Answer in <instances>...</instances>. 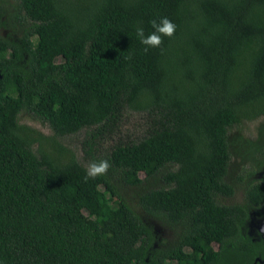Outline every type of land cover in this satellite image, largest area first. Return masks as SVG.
I'll use <instances>...</instances> for the list:
<instances>
[{
	"label": "trees",
	"instance_id": "16d2710c",
	"mask_svg": "<svg viewBox=\"0 0 264 264\" xmlns=\"http://www.w3.org/2000/svg\"><path fill=\"white\" fill-rule=\"evenodd\" d=\"M15 1L23 16L0 11L19 33L0 37V261L264 264L250 228L264 210V123L253 137L238 128L264 118V0ZM161 16L174 35L144 51L135 30ZM128 108L151 117L147 136L117 143L108 171L85 180L60 139L85 130L92 162ZM137 208L177 227L175 244L155 249Z\"/></svg>",
	"mask_w": 264,
	"mask_h": 264
},
{
	"label": "rangeland",
	"instance_id": "374dc122",
	"mask_svg": "<svg viewBox=\"0 0 264 264\" xmlns=\"http://www.w3.org/2000/svg\"><path fill=\"white\" fill-rule=\"evenodd\" d=\"M0 11H5V15L2 17L3 21H15L16 18L23 16L20 7L16 3L15 0H0ZM24 24L26 28L31 26V21L24 20ZM17 32H13L11 28H3L0 26V37H15ZM59 62L62 60L59 59ZM21 123L31 127L35 131L41 133L45 137L53 136V131L49 127L47 123H44L40 119L36 118L32 114L24 113L21 115ZM261 123H264V118H260L253 122H245L243 123L239 129L246 137H253L256 133L257 128L260 126ZM153 125V120L148 115L147 112H138L132 109H126L124 112L122 122H121V129L118 133V136H114L112 138L101 139V140H94V152L93 155L96 159L93 161H99L102 159L107 160V156L111 152L112 148L119 142H126V141H140L145 136H147L150 128ZM86 139V131H82L78 134L69 135L62 139L60 142L65 145L66 147L70 148L74 151L78 161L85 165L91 162L92 158L86 154L84 149V144ZM250 163H244V167L250 168ZM258 170V171H257ZM256 170V177L264 179V164L262 168ZM241 172V161L239 158L236 160V167L230 170V175L233 182H237V176ZM144 174H142V177ZM159 185V184H157ZM163 185V183H161ZM133 192H139V190H133ZM243 200V193H238L232 199H226L224 202L226 203H239ZM137 213L141 216V218L146 222V224L153 229L155 234V241H154V248H167L175 244L177 239V234L179 229L174 226H169L167 223L155 219L154 217L146 214L141 208H137ZM250 228L252 232L259 231L264 237V210H256L253 211L250 216Z\"/></svg>",
	"mask_w": 264,
	"mask_h": 264
},
{
	"label": "clouds",
	"instance_id": "9594fccd",
	"mask_svg": "<svg viewBox=\"0 0 264 264\" xmlns=\"http://www.w3.org/2000/svg\"><path fill=\"white\" fill-rule=\"evenodd\" d=\"M150 25L152 30L147 34L142 27H137L135 30L140 44L144 46V51L159 48L165 38H171L174 35L176 29L175 23L166 16H161L158 20H151ZM109 167V161L106 159L92 161L86 167L84 179H95L104 175ZM0 264L3 262L0 261Z\"/></svg>",
	"mask_w": 264,
	"mask_h": 264
}]
</instances>
